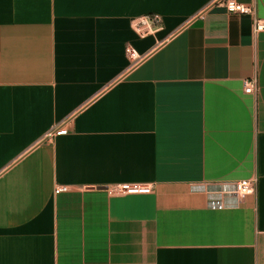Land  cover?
I'll use <instances>...</instances> for the list:
<instances>
[{
  "label": "crops",
  "instance_id": "0c3cea01",
  "mask_svg": "<svg viewBox=\"0 0 264 264\" xmlns=\"http://www.w3.org/2000/svg\"><path fill=\"white\" fill-rule=\"evenodd\" d=\"M214 2L0 0V264H264V32Z\"/></svg>",
  "mask_w": 264,
  "mask_h": 264
},
{
  "label": "built area",
  "instance_id": "2783aa9c",
  "mask_svg": "<svg viewBox=\"0 0 264 264\" xmlns=\"http://www.w3.org/2000/svg\"><path fill=\"white\" fill-rule=\"evenodd\" d=\"M215 4H221L226 7L230 13L250 15L254 18V31L256 33L264 32V20L258 19L256 15V6H248L238 2L237 0H215ZM135 31L141 38H145L156 33L162 24V20L158 16L143 17L133 22ZM127 53L133 63L140 62L143 57L133 48L128 47ZM258 91V81L253 79L246 82L245 92L248 94H254ZM68 129L64 123L54 126L45 136L44 140L53 141L57 137L68 135ZM257 188V180H243L236 182L232 185L231 194L237 197H243L247 195L255 194ZM66 191V187H59L56 193ZM152 187L146 184H119L110 188L111 194L120 195H135V194H150ZM220 205V204H219Z\"/></svg>",
  "mask_w": 264,
  "mask_h": 264
}]
</instances>
